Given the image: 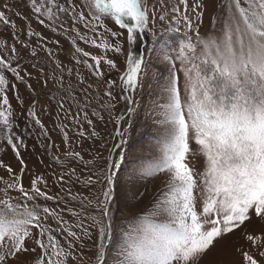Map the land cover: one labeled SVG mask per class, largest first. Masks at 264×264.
Here are the masks:
<instances>
[{
  "label": "snow or ice",
  "instance_id": "obj_1",
  "mask_svg": "<svg viewBox=\"0 0 264 264\" xmlns=\"http://www.w3.org/2000/svg\"><path fill=\"white\" fill-rule=\"evenodd\" d=\"M31 7L41 25L45 23L41 17L53 22L61 15L70 19L75 32L72 44L79 54L74 57L75 64L83 65L106 85L103 94L93 99L109 113L116 106L112 89L117 86L127 93L121 97L128 105L126 112L135 110L133 93L142 87L149 67L144 52L137 49L138 42L155 37L160 22L168 24L165 32H179L174 24L180 23L187 29L171 49L175 54H165L171 70L164 86V102L159 105L164 130L161 155L144 173L149 177L165 174L164 188L146 213L132 218L130 230L124 234L119 264H199L221 241L237 232L240 235L230 243L242 264H264V0H222L220 15L211 18V28L203 34L200 27L205 0H31ZM109 20L121 31L107 28ZM0 23L14 30L15 41L9 46L0 39V49L11 52L9 58L0 56V139L12 148L21 165L16 172L0 161V167L8 173V179L0 176V264H83L87 242L93 244L95 264H105L113 240L117 174L124 160L125 114L115 117V142L107 149V157L101 151L93 154L84 149L83 140L100 137L86 110L92 99L88 89H81L86 102L81 105L76 100L71 83L64 87L63 67L57 62L60 74L54 71L50 79L58 82L79 109L76 114L66 110V118L77 125L76 147L80 150L72 146L68 124H63L62 143L68 149L64 156L69 164L76 163L90 173L83 180L77 176L76 183L86 189L99 186V194H73L69 188L66 194L73 202L69 207L59 193L49 194L43 175L31 176L26 186L28 170L19 151L23 141L15 133L16 114L9 92L23 105L16 82L34 91L26 79L32 74L21 67L16 43L25 49L29 45L19 39L15 23L4 11H0ZM79 26L86 29L83 34ZM51 30L57 31L54 27ZM88 33L93 36L89 38ZM106 34L114 42L107 40ZM26 35L44 39L30 28ZM77 39L102 49L103 54L86 51ZM109 51L125 55L122 71L107 55ZM31 55L36 56V52ZM39 71L43 73V68ZM73 71L69 68L68 75ZM112 71L119 73V85L110 78ZM76 77L79 84H84L79 72ZM35 103L32 101L28 115L44 129ZM59 107L64 108L63 99ZM91 115L99 116V112L93 108ZM105 147L102 143L101 148ZM85 153L91 159H86ZM201 157L203 165L198 169L194 158ZM54 159L61 162L59 157ZM69 171L75 174L76 168ZM65 175L57 179L64 183ZM41 199L55 206L41 204ZM241 239L244 243H239ZM227 255L225 246L221 258L209 264H226L223 257Z\"/></svg>",
  "mask_w": 264,
  "mask_h": 264
},
{
  "label": "rangeland",
  "instance_id": "obj_2",
  "mask_svg": "<svg viewBox=\"0 0 264 264\" xmlns=\"http://www.w3.org/2000/svg\"><path fill=\"white\" fill-rule=\"evenodd\" d=\"M151 2L152 0H149V3ZM171 2L175 3V0H171ZM221 3L222 0H205L206 11L200 27L201 34L207 33L210 30L211 18L220 15ZM5 5H7V8L4 7ZM0 11H4L8 18L15 23V31L19 39L29 45L25 49L20 43H16L21 57V67L32 74L31 78L26 77V79L32 85L34 91L30 92L23 83L13 81L17 83L18 93L24 101L23 105L17 102L13 92H9V97L16 114L17 126H15V133L23 141L19 151L21 158L27 165L28 171L24 176V184L26 186L29 185L31 176L43 175L48 183L49 194L56 195L59 193L68 202L69 207L73 206V202L70 201V198L66 194L69 188H71L73 194L77 192H82L84 195H89L90 193L99 194V186L86 189L82 183H76L77 176H80L81 180H83L90 173L82 171V166H77L76 163L69 164L64 156V152L68 149L62 143L60 128L63 124H68L67 130L69 131L72 146L76 150H80L76 147V140L78 138L75 136V130L77 125L75 121L66 118V110H70L72 114H76L79 109L76 106V101L60 89L58 82L50 79L54 71L55 74H60V70L56 68L57 62L63 67L64 87H67L71 83L75 89L74 95L76 100L81 105L86 102L84 99L85 94L81 89H88L89 99H92V105L86 110L89 112V118L94 121L96 131L100 133V137L103 140L100 137L85 139L82 141L84 149L91 151L93 154L101 151L103 156L107 157V149L115 142L113 140L117 127L115 117L121 113L125 114V121L122 124V128L126 130L124 137L125 144L123 145L124 160L117 174L116 203L113 207V240L111 245H109L105 257V264H119V260L121 259L120 253L125 247L124 234L130 230V224L133 223L132 218L146 213L160 190L164 188L165 174L161 173L154 177H149L144 173L161 155L160 148L164 137V130L160 124L162 117L159 105L164 102V86L168 82L171 70V65L165 60V54H175L171 49L175 48L183 34L187 32V29L183 23L175 25L173 22L174 26L178 27L180 31L165 32L164 30L168 27V24L160 22L156 26L155 37L149 36L143 43L138 42L137 49L144 52L149 67L146 70L142 87L133 93L135 101L133 107L135 110L132 114L126 112L128 105L121 97L127 95V93L117 86L112 89L113 94L116 96V100L113 101L116 106L109 113L107 110H101L97 101L93 99V97L103 94L106 85L93 77L83 65L75 64L74 57H79V54L75 53V47L72 44L75 32L71 30L70 19L61 15L59 20L53 22L45 17H41L45 20V23L41 25L38 23L37 15L32 11L31 0H0ZM193 20L195 21V17H193ZM61 23L64 25L63 28L60 27ZM53 27L57 31H52ZM106 27L111 28L113 31H121L110 20L106 22ZM29 28L32 31L39 32L44 39L41 40L37 37L29 39L26 35ZM79 30L82 34L86 31L82 26H79ZM13 31L12 28L0 23V39H5L9 46L15 42L12 37ZM188 34L191 35L192 33ZM88 36L91 38L93 34L88 33ZM105 38L114 42V38L110 35L106 34ZM77 44L86 51L93 52L94 54H103L102 49L97 50L90 45L84 44L79 39H77ZM32 51L36 52V56L31 55ZM49 51L51 52V56L48 55ZM126 52L127 44L125 43V54ZM107 55L109 58L117 61L122 71L125 55L111 51ZM0 56L9 58L11 57V52L7 49H0ZM13 63L15 64V61ZM33 64L36 65V68L32 67ZM41 68H43V73L39 71ZM69 68L74 69L71 76L68 75ZM76 72H79L83 77L84 84L78 83ZM118 77V72H111L110 78L117 80V85L120 83ZM9 79H12L11 75H9ZM45 79H48L47 85L44 84ZM89 84L92 85L91 88H88ZM62 99L64 108L60 109L59 102ZM107 100L108 98L105 97L104 101L106 102ZM32 101H36L35 111L44 124V129H41L34 119L28 115V109ZM93 108L99 112V116L104 117L103 120L99 116L91 115ZM81 121L83 122L82 114ZM84 127H88L86 123ZM45 130L47 131V135H44ZM89 131L91 130L89 129ZM102 143L106 145L105 148H101ZM50 144L52 147L49 149ZM192 147L195 148L196 145L193 143ZM55 157H59L60 161L64 163L56 161ZM85 158L91 159V156L85 153ZM0 161H3L6 165H10L16 172H19L21 167L19 160L12 148L2 139H0ZM194 162L198 169L202 168V157L194 158ZM70 168H76L75 174L69 171ZM64 173H67V175H65V182L62 183L57 177ZM0 176L8 179V173L2 167H0ZM0 187H3L2 183H0ZM12 195L16 196L19 194L13 192ZM38 202L47 204L48 206H55L52 201L41 199ZM60 207H64V205L61 204ZM254 223H256L255 220ZM53 227H55V224H53ZM251 228L252 225H249L250 230ZM239 235V232H237L234 236L226 237L224 241H221L216 248L199 261V264H209L211 260L220 259L221 249L225 246L229 249V255L223 257L226 264H242L241 258L234 252L230 243L231 241H235ZM93 240H95V235L93 236ZM239 243H244L243 239ZM92 249L93 244L87 242V247L83 250V264H95L94 251ZM77 255L79 258L80 253L78 252Z\"/></svg>",
  "mask_w": 264,
  "mask_h": 264
}]
</instances>
